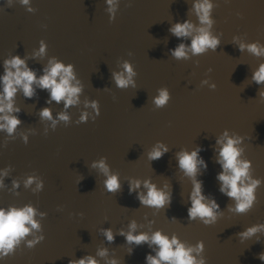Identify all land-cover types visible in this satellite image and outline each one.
Masks as SVG:
<instances>
[{
	"label": "water",
	"instance_id": "1",
	"mask_svg": "<svg viewBox=\"0 0 264 264\" xmlns=\"http://www.w3.org/2000/svg\"><path fill=\"white\" fill-rule=\"evenodd\" d=\"M210 2L208 26L200 23L194 0H113L112 5L72 0L64 64L73 66L81 91L76 104H58L39 264H69L87 256L97 264H146L156 245L127 243L120 232L127 233L132 222L135 233L176 236L204 264H264L259 258L264 253V83L252 79L264 54L247 47L264 48V0ZM185 20L195 29L208 27L219 39L217 47L193 54L189 46L198 33L177 37L169 30ZM180 43L188 47L187 55L176 58L171 50ZM125 63L132 67L133 83L117 87L113 73L123 72ZM163 88L169 99L157 107L154 98ZM60 113L69 119H58ZM225 131L239 138V159L249 164L246 183L260 181L244 212L220 192L216 178L221 171L216 140ZM158 144L167 152L150 160ZM197 146L207 168H199L196 179L207 199L219 204L209 224L188 218L193 178L178 165L177 154ZM101 160L108 175L118 176V191L105 188L106 174L93 166ZM135 180L140 187L130 193L129 182ZM145 180L170 191L171 204H141L137 193L147 192ZM254 226L256 233L241 235Z\"/></svg>",
	"mask_w": 264,
	"mask_h": 264
},
{
	"label": "clouds",
	"instance_id": "2",
	"mask_svg": "<svg viewBox=\"0 0 264 264\" xmlns=\"http://www.w3.org/2000/svg\"><path fill=\"white\" fill-rule=\"evenodd\" d=\"M27 3L28 0H23ZM113 0H108L109 5H112ZM193 7L198 15V19L202 25L210 26L212 20L210 19V11L212 4L210 0H194ZM175 36H190L194 31L198 34L192 35L190 50L193 54H200L206 49H215L219 44V39L212 36L208 27L194 28V25L185 20L183 22H176L169 29ZM45 44L42 41L39 52L41 54L45 51ZM241 49L245 45H240ZM248 50L255 55L264 54V48H258L255 43L249 44ZM172 55L176 58L186 57L188 47L180 43L171 50ZM125 73L127 75L125 76ZM134 75L132 67L125 63L124 71L113 73L117 87H126L133 83L132 76ZM252 79L257 83H264V63H262L253 73ZM73 73V66L71 64L65 65L62 61L50 59L48 65L42 70V74L37 77L36 71L30 68L25 59L19 55L6 59L4 62V72L0 74V129L6 130L9 134L13 133L17 125L21 123L14 112H19V108H14L13 98L18 90H22L25 97L31 98L34 94L33 85H37L41 89L48 90L50 100L59 103L64 101L65 108L77 103L78 94L81 91L79 81H75ZM264 95V93H261ZM169 99V92L166 88L159 90V95L154 98V103L157 107L165 105ZM96 107L95 102L92 105ZM41 118L52 120L53 126L56 120L52 117L51 109L44 107L39 113ZM99 115V110H97ZM58 119L67 121L69 117L65 113L58 114ZM81 122L86 120V115L81 116ZM239 138H233L228 135L227 131L222 137L217 138L216 143L220 145L218 150L217 163L221 166V171L217 173L216 178L220 183V192L224 193L230 198H233L236 203V211L244 212L249 209L255 199L254 189L260 183L259 180H249L247 162H242L239 159L240 149L236 147L239 143ZM201 148L197 146L190 152L184 150L177 154L178 165L184 170L185 174L193 178L192 191L189 195L191 201L190 207L187 209L189 219L201 218L205 224L215 221V209L219 208V204L215 199L208 200L206 194L203 192V182L196 179V174L199 168H207V163L200 156ZM167 152V147L158 144L149 153L150 160L161 158ZM94 167L101 169L107 176L104 184L109 192H116L120 189L118 176L115 174L108 175V167L103 160L94 162ZM32 178L29 177L26 183H31ZM144 186L147 189L146 193H137V198L140 203L149 207L163 208L166 204L170 205L172 196L171 192L164 191L158 188L149 180L144 181ZM37 187H41L40 184ZM140 187V181L129 182V192L135 191ZM35 209L32 205H25L24 207H9L7 209L0 208V257L9 255L13 252L15 246L19 241L29 234L32 229L39 227L38 222L34 219ZM129 231L121 235L125 236V240L129 244L140 245L148 242L150 245H156L155 255L151 253L145 257L146 264H204V260H195L193 249L186 247L183 242L179 241L176 236H169L160 230L153 232L151 235L147 233H135L136 224L132 222L129 226ZM257 227H250L243 233L242 236H251L257 232ZM105 237L108 241L114 239L111 229H106ZM44 237H38L37 240ZM36 241H28V245L32 246ZM203 248L200 243L195 249L199 252ZM131 252V249L129 250ZM105 253L101 251L99 255L103 256ZM259 258L264 261V253L259 254ZM69 264H97V261L92 256L81 257L78 260L69 261ZM111 264H116L113 260Z\"/></svg>",
	"mask_w": 264,
	"mask_h": 264
}]
</instances>
